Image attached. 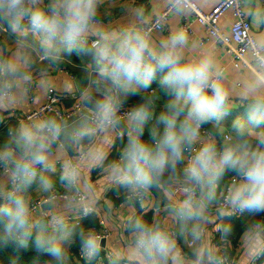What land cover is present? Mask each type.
I'll list each match as a JSON object with an SVG mask.
<instances>
[{
    "label": "clouds",
    "instance_id": "9594fccd",
    "mask_svg": "<svg viewBox=\"0 0 264 264\" xmlns=\"http://www.w3.org/2000/svg\"><path fill=\"white\" fill-rule=\"evenodd\" d=\"M235 2L257 29L246 36L253 67L239 90L217 59L216 41L204 45L183 26L153 37L168 14L202 15L215 0H164L166 14L128 6L133 19L119 28L101 19L105 0H0V33L15 44L12 56L0 55V123L27 98L35 63L43 65L40 88L49 93L55 89L52 70L65 60L84 62L83 79L76 76L60 93L78 96L69 99L76 120L69 123L59 112L35 114L4 128L0 247L32 244L50 258L46 264H264V7L260 0ZM124 12L118 8L117 17ZM132 97L139 100L129 105ZM236 110L243 114L226 126ZM113 136L122 147L109 161L97 141ZM69 148L74 155L66 156ZM57 153L65 156L58 181ZM96 168L105 173V191L121 195L123 205L145 212L152 206L150 221L122 218L125 244L107 251L105 237L79 223L100 205L90 179ZM237 217L244 225L239 257L228 251L233 224L215 223ZM209 224L223 249L212 243Z\"/></svg>",
    "mask_w": 264,
    "mask_h": 264
},
{
    "label": "crops",
    "instance_id": "0c3cea01",
    "mask_svg": "<svg viewBox=\"0 0 264 264\" xmlns=\"http://www.w3.org/2000/svg\"><path fill=\"white\" fill-rule=\"evenodd\" d=\"M217 0H215V3ZM105 3L109 4L108 8H102L100 11L101 19L103 20L105 26H111L112 28H119L122 26H126L129 24L133 17L131 14V11L128 6H131V8H135L136 6L143 5L148 12H152L153 9L156 10V14H159L160 11L164 8V0H105ZM215 3H209L205 7L202 8L204 11H209L212 6L215 5ZM260 6L264 7V4L260 0ZM120 7H125V12L122 16L117 17L116 10ZM182 16H173L170 15L167 19V26L169 29L174 28L176 26H180V19ZM250 26H251V32H257V29L252 27V22L249 17H247ZM232 21V13L231 11L225 12L221 18L219 19V27L220 29L225 32L226 34L230 33V24ZM193 32L191 33L193 36V39L204 44L208 45L211 40L202 41V39L206 36L205 28L204 26L199 22H193L192 23ZM259 31L264 32V28H261ZM168 32H165L164 30H154L153 37L154 39H159L162 35H167ZM15 51V44L13 38L7 34V33H0V55L4 57H10ZM215 53L217 56V59L221 62L222 66L226 69V71L230 74V82L234 84L237 90H239L240 85L242 82L249 78L252 72V61L250 58V54L247 51L244 54V58L242 60L238 61V65H235L236 59L233 57L231 48L228 46H223L218 43L215 44ZM191 54V53H189ZM33 56L35 54L33 53ZM43 67L39 62L35 63L31 69L32 76H33V82L31 89L29 91V94L26 99H24L21 103H19L12 111L9 118H7L2 123H6L7 125L12 124L15 125V123L18 121L14 118H22V115L26 114L32 109L38 108L46 101V94L44 91L40 88V80L41 76L39 74V69ZM83 69H84V62L82 61L81 64H75L74 62H71L69 60H65L64 64L61 65L58 69H54L50 72V75L53 77L54 83H55V89L57 93L65 92L67 90V86H69L76 76H80L81 79H83ZM159 82H154L153 87L155 88L158 85ZM70 93V92H69ZM70 98H67L63 100L61 103V107L68 108L70 107L71 101ZM129 105H132V102H128ZM158 103V109L159 111V105L161 102ZM234 116L242 115V110H236L233 111ZM54 112H48L44 115H55ZM77 119V114L71 118H68L69 123ZM0 123V125L2 124ZM152 121L149 122V127L151 125ZM227 126V125H226ZM208 127V126H206ZM210 128V127H208ZM149 135L148 131L146 130V136L147 138ZM6 132L3 128H0V146L3 145L5 142ZM97 143L104 148V150L109 152L108 160L111 161L112 159L117 158L120 148L122 147V142L117 139L115 136L111 138V142H103L102 140H98ZM74 151L69 148L68 152L66 153V156H72L74 155ZM65 156L60 155L57 153V156L54 157V159L62 160ZM60 170L57 168V172L54 174V179L57 181L59 180ZM231 173H227L225 176V182L228 180ZM105 173L99 169H93L90 173V179L95 184L96 189L98 192L101 193V200L100 205L98 206L97 212L94 213L96 218L101 219L104 222V225L109 230V235L107 238H105L104 248L105 251L108 250V246L111 245L112 247H122L125 244V240L127 238V234L123 230L122 226V218L128 217L130 215H149V221L152 219V206L151 204L146 205L147 211H142L140 208L134 206V205H123V199L122 196L111 192V191H105L107 184L104 180ZM35 187V186H34ZM57 191L58 194H63L64 190L60 186V184L57 182ZM33 199L39 198L37 193L35 191L32 192ZM158 194L154 193L152 201L155 203L156 199H158ZM62 203V201H60ZM109 205H111V211H109ZM123 205V206H122ZM247 216V214L245 215ZM90 217V216H89ZM88 218V217H87ZM161 218H164V214L161 213ZM248 218V216H247ZM249 219V218H248ZM74 219H69V223H75ZM86 220V218L81 219L79 221L80 224L83 223V221ZM223 221L216 220L215 223H221ZM170 227L173 226V222L171 220L168 221ZM98 222L93 229H97ZM92 228V227H91ZM208 231L211 233L213 239L212 243L220 246L223 249V245L220 244L219 240V233L214 231V225L209 224L208 225ZM239 236L240 233L237 234V232H234L231 245L228 246V251L237 257L241 255V250L239 247ZM180 247L183 249L185 254H188L190 252V249L187 245L183 243V241H180ZM28 249L35 251L34 246L32 244L29 245ZM78 249V245L73 249V252H76ZM50 258L45 257L43 263L46 264V261H48ZM106 264V261H105Z\"/></svg>",
    "mask_w": 264,
    "mask_h": 264
},
{
    "label": "built area",
    "instance_id": "2783aa9c",
    "mask_svg": "<svg viewBox=\"0 0 264 264\" xmlns=\"http://www.w3.org/2000/svg\"><path fill=\"white\" fill-rule=\"evenodd\" d=\"M261 1L264 4V0H261ZM227 11H231L232 13V21L230 24L229 34H226L225 32H223L219 27V19ZM201 12H202V15H196L194 13L191 16L182 17L180 19L179 25L188 28L191 34L193 32V28L191 26L193 22H199L202 24V21L205 18H208L209 24L207 25L202 24L206 32V36L202 39V41L211 40V41H216V43L220 45L228 46L229 48H231L233 57L236 59L235 65H238V61L242 60L244 58V54L248 51L245 46L246 36L249 30L251 31V26H250V22L247 16L236 10L235 0H217L215 5L212 6V8L209 11H204L201 9ZM166 13H167V9L163 8L159 14H166ZM170 15L171 14H168L166 17V20L164 21V28L162 30H164L165 32H168L169 30L167 26V19ZM237 17H239V21L237 20ZM237 37H239V39H237ZM67 98H77L78 99V96H75V94L70 92L68 93V95L61 97L60 93H57L56 91L53 90L46 94V101L44 104L22 115V118H14V119L27 120L32 115H35V114L44 115L48 112H54V113L59 112L65 118L67 119L71 118L77 114V106L71 104L70 107L63 109L61 107V103L63 102V100ZM6 126H7L6 123H2L0 125V128L4 129ZM62 160H58L56 163V168H58L59 170H61L60 166H61ZM60 195H63V194H60ZM33 200L36 203L39 202V198L33 199ZM98 224L99 225L97 229L95 230L101 233L105 238H107V236L109 235V230L104 225V222L101 219H98Z\"/></svg>",
    "mask_w": 264,
    "mask_h": 264
},
{
    "label": "trees",
    "instance_id": "16d2710c",
    "mask_svg": "<svg viewBox=\"0 0 264 264\" xmlns=\"http://www.w3.org/2000/svg\"><path fill=\"white\" fill-rule=\"evenodd\" d=\"M156 82H159L157 79ZM139 97H132L129 101L132 102V104L138 102ZM234 113V112H233ZM231 114L229 117H227L225 124L228 126L231 124L232 120L235 118L234 114ZM208 127H211L208 125ZM146 136V132H145ZM157 195V194H156ZM96 215L93 213L90 215V217L86 218V220L83 221L81 224L82 226L86 228H93L97 225L98 218L95 217ZM145 219L149 220V215H143ZM248 222L247 216H245L244 219V225H246ZM223 223H232L234 226V232L240 233L242 231V228L244 225H242L241 219L233 218L231 220L225 219L223 220ZM0 231H2V228H0ZM75 248V247H74ZM45 255L38 253L36 251L30 250V249H17L15 246L9 244L7 247H0V264H44L43 261L45 259Z\"/></svg>",
    "mask_w": 264,
    "mask_h": 264
}]
</instances>
